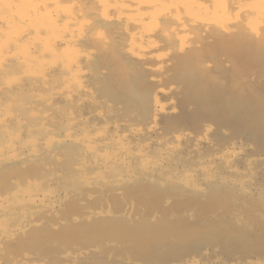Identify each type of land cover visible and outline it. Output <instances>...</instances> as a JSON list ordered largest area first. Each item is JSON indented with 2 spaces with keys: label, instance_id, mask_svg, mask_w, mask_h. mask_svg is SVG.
<instances>
[{
  "label": "rangeland",
  "instance_id": "rangeland-1",
  "mask_svg": "<svg viewBox=\"0 0 264 264\" xmlns=\"http://www.w3.org/2000/svg\"><path fill=\"white\" fill-rule=\"evenodd\" d=\"M226 1L211 0V6L207 5V7L209 6L206 7L207 9L204 7L207 14L211 8V12L209 11L211 15L207 16L203 13L205 12L203 9L201 11L198 8L201 7V3H199L200 6L199 4L192 5L191 9H187L190 6H185V4L183 5L185 7L182 6L180 9L181 14L186 18L194 17V19L210 21L211 27L209 26V30L206 32L211 34L206 33L205 36L202 34V36L200 35L201 40L193 41L194 44L201 47L198 50L200 54L196 56L197 58L193 55L196 47L191 48L194 45L193 42L190 43L191 45L187 42L190 45L189 48L184 47L185 44L181 46L184 48H181L180 44H175L176 46L174 45L172 49L168 50V55L161 62L152 58H145L147 60L144 59V61L135 60L136 58L131 55L132 58H130L128 49H120L123 46L120 40L122 41L124 38L122 35L126 34L122 31L121 37L123 38H118L120 32L117 34L113 29L119 27L117 23L115 22L116 25L113 24L114 27L113 22L108 23L112 26L109 25L111 29L107 30L108 25H101V17L98 18L99 15L103 16V14L97 15L98 21H95L93 14L96 15L97 13L91 11L90 16L94 17H91V20L98 27L105 26L103 31L107 30L101 32L102 36L109 32L106 35H109L107 38L110 35L112 37L114 31V36H117V39L115 40L113 36L110 45V38L109 41L105 38L107 41L104 40V44L106 45L108 42L109 47L101 43L98 44L97 40L95 42L99 46L94 47L96 44L94 35L90 36L88 41L86 40L88 43L84 45L91 47V50L95 49L91 51L94 53L91 54L92 58L90 59L92 60L89 59L90 64H88L89 62L83 64L84 70L88 65L89 67L87 68L88 72L87 69L85 70L88 77L83 82L86 87L84 85L82 91L80 90L81 93L79 89L76 90L78 88L76 85L66 84L60 80L61 66L56 64H59V60L56 62L52 59L63 57L66 60H60V63H66L69 58H66L67 55L63 52L59 53L58 56H49L52 59L47 60L46 58L45 60L50 63L45 61L48 64H43L46 65L44 71L48 69V76L52 78L49 79L47 76L48 79L56 83L49 80L45 83H34L32 80L34 85L32 83L25 84L24 81L27 82L28 79L26 78L33 71H39L38 67L31 68L32 71L31 69L24 70V75L28 72L30 75H25V78L22 76L23 79L20 76L22 74H19L20 81H18L21 86L23 85L19 90L24 88L21 93H25V96L29 92L32 95L35 93L34 98L41 93L42 98H44L43 103L41 101L36 103L37 105H34L35 102L31 104V101H34L33 96L25 97L23 93L20 94L17 87L14 86L15 82H12L15 87L12 89L13 96L16 97V94L19 97L23 95L21 96V104L24 101L26 103V99L23 98L32 99L28 104L33 107L30 105L28 108L27 103L26 105L23 103L22 106L33 109L34 113H42L41 109L44 108L43 112L48 111L50 115L53 114L50 116L52 120L55 118L50 122L52 124L61 125L60 122H66L61 127L56 125L60 128L59 132L57 131L58 128L54 127L55 125L49 126L46 123L49 129L52 130L51 127L53 126L55 132L58 134L61 132L60 135L64 134V130L71 131V134L77 138L101 135L102 139H105L102 142H107L106 139L113 136L125 135L127 142L131 144L134 150L145 146L149 154L153 156L157 155L160 150L159 154L161 155L165 148L171 145L169 140L175 132L180 131L179 133L185 135H187L186 132L190 133L193 139H184L178 145L181 150L173 153L168 160L164 161L163 167H159L150 174L143 173L134 166L128 177L123 174L125 177L116 180L111 174L104 175V168L91 161L88 155L85 156L86 153L84 155L77 147V157L73 155L76 161L71 156L72 163L76 165L83 159L86 160V163H84L83 169L79 171L81 164L78 163L80 166L77 164L74 167L71 164L75 168L72 169L69 165L71 162L67 156L68 152L65 151L68 144L69 149L75 146L71 142L65 143L67 146L63 144L65 148L61 145L64 151L62 148L59 149V146L58 148L53 147L56 150L53 154L58 153L55 155L58 157V164L51 162L52 157L49 158L48 156L52 151L50 153L42 149V144L45 143L46 139L44 135H40L42 131L39 133L40 129L44 127V123H41L42 126L39 127L40 123L35 126L31 122L32 127L29 129V117H25L24 121V117H21L22 115L26 116L24 111L19 113L21 108L15 110L19 107L14 109L15 105H11L10 100H6L8 95L3 96L2 100L5 99L8 102L6 104L11 105L10 108H13L12 110H15L19 115L22 127L23 122L25 126L27 125V128L24 127V129L26 128L28 132L26 130V133L20 134L19 131V135L23 139H28L25 137L26 134L33 133L36 140L41 137L42 141L39 139V144H37L39 145L37 148L40 150V156L36 160L27 157L26 146L23 148L25 152L18 151L16 157L20 155V159L25 160L17 165L23 167L20 173L25 172L26 174L13 172L9 175L10 171H15L14 163H9L16 161H6L5 163L2 161L4 155L0 156L2 158L0 159L2 165V167L0 165V194L3 191L8 192V194H4L6 198L4 201L2 200L4 199L3 196L0 195V204L10 207L8 213L0 212V223L6 219L10 228L18 224L21 227L13 235L8 234L6 236L0 233V264H191L192 259L196 261V264H264V46H259L264 43V24L260 22V18H264V1L231 0L228 1L232 5L230 7ZM89 2L86 0L85 5L91 8L93 2L92 0L91 4ZM172 2L169 0L166 4L167 7L163 8L162 12L169 14L170 12L167 11H174L177 3L173 4ZM201 2L208 3L203 0ZM226 6L229 10L232 8L230 13ZM167 8L168 10H165ZM108 14L110 15L111 12ZM252 16L253 18H251ZM237 17H246L245 22L244 19L240 18L241 21ZM207 18L210 19L207 20ZM235 19H237L236 23ZM246 19L253 21L249 22ZM84 28L81 30H85ZM148 28L151 29L152 27L149 26ZM222 28H224L223 31L228 29L223 36L220 34ZM148 30L145 29L147 32ZM218 30L220 31L217 32ZM150 32L148 33L156 38L162 36L156 26H153ZM180 34L179 36L183 37V32ZM219 35L221 36L220 39ZM184 37L186 38V36ZM158 38V40H163V38ZM182 39L181 41H184ZM199 41L200 43H197ZM84 47L81 48L84 49L83 51H85ZM103 48L105 50L108 48V50L105 51ZM125 51L126 53H124ZM70 57V60H73L76 56ZM121 62L130 67L129 74L132 82L136 87H139L137 89L147 94L145 95L147 102H144L143 98L141 101L139 96L132 97L128 93L124 71L120 66ZM51 66L57 70H51ZM38 71L36 73L42 75V72ZM52 73L53 75H51ZM54 76L56 77L54 78ZM49 83L54 87H50ZM57 84L60 86L55 87ZM39 85L43 89L37 88L38 90H35L34 88L39 87ZM24 86L34 90L31 92ZM62 87H68L69 97L73 96V100L76 98L75 102L66 97L67 95H50L49 90L54 92L58 88L59 90L62 89ZM40 89L46 90L45 93L49 89V94H47L48 92L46 95L43 91L39 92ZM69 89L70 91L74 89L77 93L74 90V92H69ZM160 89L165 92L161 93ZM13 91L17 92L14 93ZM155 92L160 95L159 102L161 101L162 110L156 115L157 131L149 132V124L153 117L150 113L154 108L152 105L154 101L152 100V104L150 101L156 95ZM46 98L49 102L47 103L48 107L52 104V107L49 108L54 106L55 111L48 110L47 106V108L44 107L47 105ZM6 101H1L5 107L7 106ZM36 108L37 111H34ZM23 109L26 108L23 107ZM64 112L67 115L66 119L63 118ZM56 117L62 118V121ZM67 125L68 127H66ZM103 127L104 129L101 130ZM114 127L116 128L114 129ZM135 127L143 128V132L131 135L130 129ZM207 128H209L208 131H206ZM24 129L22 128L21 131L23 132ZM74 129L77 132H74ZM204 137L206 139L203 141H196L195 139ZM76 148L73 149L72 147L73 150ZM79 152H82L83 157H79ZM226 152L233 154L230 163L223 158ZM30 161L32 165L37 163L39 166L45 165L44 167L48 169L50 167L51 175L55 173L56 176L54 174L46 178L49 170L45 168L47 169L45 172L43 167L27 174L29 171L27 169H29V165L31 166ZM28 162L30 164L27 167ZM12 168L14 170H11ZM19 168L17 171L21 170ZM4 169L5 171L9 169L8 174L4 173ZM75 170L80 173H76ZM94 170L96 171L95 174ZM81 171L86 172L82 173ZM189 172H195L199 179L198 185L195 187L184 185L180 180ZM82 174L84 175L82 176ZM40 177H44V181ZM55 177L57 179H54ZM77 177L80 178V181ZM107 177L109 178L107 179ZM24 179H28V185L27 182L23 183ZM30 179H34L36 182L34 183ZM45 180L51 181H47V183ZM19 182L23 183L24 187ZM15 183L20 186L14 185ZM31 184H34L35 188L37 187L36 193L41 198H43L42 194L50 193V191L56 192L54 195L50 193L52 197L50 205H48L47 200V202L40 203V198L30 205L24 202L23 199L25 198L20 196V189H28ZM38 184L41 186L38 187ZM10 185H12L11 190L9 189ZM45 185H48L47 188ZM14 186L13 190L12 187ZM12 194L13 198L11 197ZM7 195L11 198L8 199ZM14 195L19 197H17L18 202ZM19 201L21 202L19 203ZM30 206H33V209H30ZM230 229L235 231V236L230 237L228 235ZM137 231L144 237V241L138 244L133 236ZM238 233L242 234L243 237L237 236ZM36 234L38 238L34 239Z\"/></svg>",
  "mask_w": 264,
  "mask_h": 264
},
{
  "label": "bare ground",
  "instance_id": "bare-ground-1",
  "mask_svg": "<svg viewBox=\"0 0 264 264\" xmlns=\"http://www.w3.org/2000/svg\"><path fill=\"white\" fill-rule=\"evenodd\" d=\"M89 1L91 2V0H89ZM171 1H173L172 2L173 4L177 3L176 7H175L174 11L172 10L173 12L172 11H167V12H170V13L169 14H165L166 12H162V11H163V8L167 7L166 4H168L169 0H92L93 6H91V8H88L87 5H85L86 0H84V1L83 0H0V156H3V155L5 156V157L4 156L2 157V158H4L2 161H4L5 163H6V161L15 160L16 162L13 161V162H10L9 164L14 163L13 165H15V167H17V168L14 167L15 171H12V172L10 171L9 175H10V173H13V172H16V173L19 172V174H21V173L22 174H26L25 172H21L20 173V171L23 170L22 169L23 167L19 166V165L21 163H23V161L25 159H20L21 158L20 155L18 157H16L17 154H18V151H20V150L22 152L26 151L27 157H29L31 160L34 159V158L36 160V158H38L40 156V150H39V148H37L39 145H37V144H39L38 142H39V139L41 137L39 136L40 137L39 139L37 137L38 140H36V138H35L36 136L34 137L33 133H31L30 135L26 134L25 137H27L28 139H23V137L21 135H19V131L21 132L20 134H22V133H26V130H27L26 129L27 125L25 126L24 125L25 123L23 122V127H22V123L20 122L21 119L19 120V115L15 111V110H19L20 108H21V110H19L18 112L20 113L21 111L22 112L24 111L23 113L26 114V116H24L22 114H21L22 116L20 115L21 117H24V121H25V117L26 118L29 117V119H30V121L28 120L29 125H30L29 129L32 127L31 126L32 123H33L32 125L35 124V126H36V124L40 123L39 127H40L41 123H44L43 124L44 127L42 129L39 128L40 129L39 133L42 131L41 132L42 134H40V135L41 136L44 135L45 136L44 138L46 139L45 143L42 142L43 143L42 144V146H43L42 149H44L47 152L52 151V153L51 152L50 153L53 154V152H56V150L53 147H57L58 148V146H59V149H61L62 147L65 148L63 146V144H65V143H68V142L74 143L75 146H72L73 149L77 147V148H79V151L81 150L84 153V155L86 153L85 156L88 155V157L90 158L91 161H93L95 164H98L99 166L104 168V171H105L104 175H106V174L110 175L111 174L116 180H121L124 175H127V177H128L131 174L132 168L134 166H135V168L137 167L139 169V171H141L143 173H146V174H150L154 170H157L159 167H163L164 161L168 160L169 157L172 156L173 153L179 152V150H181V148L179 149L178 145L184 139H193L192 134H190V133L186 132L187 135H185V134L179 133L180 131L177 132V133L175 132V134L173 133V135L170 137V140L168 139L169 142L171 143V145L170 146L166 145L167 147L165 148V150L162 152L161 155L159 154L160 151H161L160 150L159 153H157V155L153 156V155L149 154V152H148V150H147V148L145 146H141V147L137 148L136 150H134L133 147L131 146V144L129 142H127V138H126L125 135H119V136L117 135V136L110 137V138L106 139L107 142H102V140H105V139H102L101 135H99V136H90L89 135V136H85V137H82V138H77V136L74 137L71 134V131H69V130H64L65 131V132L63 131L64 134L60 135L61 132L58 134L57 132L54 131L55 129H53V126L55 124L50 123L51 121L55 120V118H53V120L50 118V116H52L53 114L50 115L49 114L50 112H48V111L47 112L46 111L43 112L44 108L41 109L42 113L41 112L40 113H34L32 111L33 109L32 110L28 109V108H30V105L33 104V102H35L34 105L36 103L38 104V102H41V101L43 103V99L44 98H42L41 93H39V92L43 91L45 93L46 90H42L43 88L41 87V85H39V87L34 88L35 90L37 88H42V89H40L39 92H37L40 95L36 96L35 98H34L35 93H33V95H32L30 92L29 93L26 92V93H28L29 96L27 94L25 96V93L22 92L25 97L33 96L32 99H34V101L32 99H30V100H32L31 101L32 103L30 105L28 104L30 102V100L28 98H23L24 100L26 99L27 105H26L24 100H23L24 101L23 103L26 106L29 105L28 108L25 107V106H22L23 103L21 104V102H20V101H22L21 100L22 99L21 96H23V95H20V97H19V95L17 96V94H16V97H15V96H13L14 94H12V89L15 88L14 86H16L17 89H18V90L17 89L16 90L19 91L20 94H22L21 90L23 91L24 88H21L19 90L20 87H23V85L21 86V83L19 82L20 81L19 80V74H22V75H20L21 78H22V76H23V78H25L26 77L25 75L29 74V72H28L27 74L25 73V75H24L23 74L24 70H29L31 68H37L38 67L39 71L37 69L36 70L38 72H40V71L42 72V75L41 74L38 75L39 73L37 74L36 73L37 71H33L34 74L32 72V74H33V75L31 74L32 77H31L30 74H29L30 76L27 75L29 77L26 78V79H28L27 82L24 81L25 84L26 83H28V84L32 83V80L34 81V83H36V82L37 83L38 82L45 83L49 79H52V78H50L51 76L50 77L48 76V73H47L48 69H47V71H44L45 70L44 68H46V65H43V64L50 63L47 60L52 59V57L49 58V56H58V54L62 53V52H63V54L67 55L66 58H69V61L67 60V62H66L65 61L66 59L63 58V57H61V58L55 57V59H52V60H55V61L59 60V64L58 63H56V64L61 66V71H59V72H61V75H60L61 79L60 80H62L66 84H74V85H76L78 87L76 89L77 91H78V89H79V91L80 90L82 91V89L84 88V85L86 87V84H83V82H84V79L88 77V76H86L87 75L86 73L88 72L87 68L89 67V65H88V67L86 65V67H87V68H85V70L87 69V72H86L84 70V65L87 64V62H89L88 64H90V62H91L90 60H92L90 58H92V55H93L92 53H94V52L91 53V51H93L95 49V48L92 47L93 50H91V47L89 48L88 45H84V44L88 43L87 42L88 38H90V36L92 37L93 35H94L93 36L94 37V42L97 40L98 44L101 43L103 45L105 43V41H107L110 38L109 40H111V41H109V40L108 41H109V43L111 45L112 44V37L114 36V31L117 34H119V32H120V36H118V38L121 37V34H122L121 32L123 31V33H125L126 35L123 34L122 36L124 38L123 37H121V38H123V40H125L126 43H125V41L123 42V40L122 41L120 40V43L122 42L121 45L123 44V46L120 47V49L121 48L123 50H127L128 49L127 51H129V57L130 58L135 57L136 59L135 58H133V59L141 60V61L142 60L144 61L145 58H147V59L148 58H152V59H154L156 61H160L161 62V60L163 61L165 56L168 55V50L172 49L175 44L176 45L180 44L179 45L180 47L182 46V44H185V46L184 45L183 46L189 48V46L191 45L190 44L191 42H193V41L196 42V40L198 41V39L201 40L200 35L202 36V34H204L203 36H205L206 33L207 34H211V33L206 32V31L209 30L210 21L208 19H210V18H207V20L209 22L204 20V19L203 20H201V19L198 20L199 18H196V17H195L196 19H194V17L186 18L180 12V9H182V6L185 5V4H186L185 6H187V5L190 6L187 9H191L192 5L194 6L195 4H199V3H201L202 5L204 4V6L199 4V6L201 5V7H198V6L197 7L200 10L203 9V11H205L204 7L206 8L207 5L211 6V3H210L211 0H209V1L208 0H203L205 2H208L207 4H205L204 2H201L202 0H171ZM228 1H231V0H227L226 2L228 3ZM90 2H89V4L92 3V2L91 3ZM229 3L227 4L228 7L232 6L231 3L230 4ZM232 3H235V2L232 1ZM185 6H183V8ZM228 7L226 6L227 11H229V13H230L232 8H230V10H229ZM90 9H93V10H90ZM165 10H168V8L165 9ZM210 10H211V8H209L208 14L206 13L207 10L205 12H203V13L206 16L207 15H211L210 14V12H211ZM91 11L92 12L94 11L95 13H97L96 15L93 14L94 17H95V19H93V20H95V21H98V19L96 18L97 15H99L100 13L103 14V16L99 15L98 18L101 17L100 18V20L102 21V22H100L101 25H104V24H105V26H106V24L108 25L107 26V30L113 24L116 25V23H117V26H119V27H116V26L115 27L117 28L118 32H117L116 28H113L114 31H113L112 37L110 35V37L107 38L109 35L108 36H106V35L109 32H107L106 35L104 33L103 34L104 36H102L101 32L105 29L104 28L105 26L102 27V28L100 26L98 27L96 25V23H94L91 20V17L94 18L93 16H90L91 15V13H90ZM109 12H111V14H110L111 16L109 14H108L109 16L107 15V13H109ZM263 12H264V10H263ZM112 13H114L113 16H112ZM261 14H263V13H261ZM246 17H249V16H246ZM237 18L238 19L241 18L242 20L244 19V22H245V18L244 17H237ZM251 18H253V16ZM260 19H261L260 22H263V24H264V21H263L264 18L261 17ZM236 20L237 19H235V23H236ZM240 20H238V21H240ZM247 21L250 22V21H253V20L249 19ZM110 22L111 23L113 22L112 25L108 24ZM109 25H111V26H109ZM114 25H113V27H114ZM245 25H244V28H245ZM82 26L86 27L87 29L82 27ZM149 26H151L152 28H153V26L158 27V30H160L161 35H162V36H158V37L163 38V40H158L159 39L158 37L156 38V37L152 36L151 34H149V33H151L150 30L152 29V28L149 29L148 28ZM82 28L85 29V30H83L84 32L81 30ZM118 28L119 29L121 28L120 29L121 31ZM89 29H90V32H88ZM145 29L146 30L149 29L148 30L149 33L147 31H145ZM229 29H231V28H229ZM107 30H105V31H107ZM220 30H218L217 32L220 31L221 32L220 34L222 36L224 34H226L227 31H228V29L223 31L224 28H222ZM105 31H103V32H105ZM181 31L183 32V37L186 36V38L185 37L183 38L182 36H179V34L182 33ZM180 35H182V34H180ZM116 37L117 36H114L115 40L117 39ZM181 37L184 39L185 43H183L184 41H181V39H182ZM105 38H107V40ZM220 38H221V36L219 37V39ZM241 39L244 40V38H242V37H241ZM254 39H255V37H254ZM118 41H119V39H118ZM94 42H93V44H94ZM89 43H90V41H89ZM97 43L95 44L94 47H98L99 46ZM120 43H118V45H120ZM197 43H200V41L197 42ZM224 43H226V42H224ZM91 44H92V41H91ZM193 44H194V42H193ZM106 45H105L106 47H109L108 42H106ZM81 46H83L85 48V51L87 50L86 53H85V51H83L84 49L83 50L81 49V48H83ZM86 46H88V47L86 48ZM197 46H198V44H194L193 46H191V48H195L196 47L195 48V53H193L194 57H196V56H198L200 54L199 53L200 51H198V50H200L201 47H199V46L197 47ZM259 46H264V43H261ZM184 47H181V48H184ZM89 49H90V51H88ZM107 50H108V48L105 51H107ZM182 50H184V49H182ZM87 52H89V53H87ZM124 53H126V51ZM60 55H62V54H60ZM68 55L76 56L78 58L75 57V59L70 60L71 57L68 56ZM46 58H47V60H45ZM63 59H65L64 61L66 63L62 62L63 63V65H62V63H60L61 62L60 60H63ZM147 59H145V60H147ZM45 61H47L48 63L45 62ZM53 63H55V62H53ZM42 66H45V67H42ZM120 66L122 67V69L124 71L123 72L124 73V77L126 78L125 79V85L127 87V91L130 94V96H132V97L139 96V99H141V101L144 100V102H147V100H146L147 98L145 96L147 94H145L144 91H140L139 89H137L139 87H136L135 84L132 82V79H131L130 74H129L130 67L129 66L127 67V65L123 64L122 62H121ZM40 67H42V68H40ZM53 68H54V66L50 67V69L53 70V71L57 70V68L55 70ZM31 71H32V69H31ZM36 74H37V76H36ZM34 75H35V77H33ZM49 75H50V73H49ZM51 75H53V73ZM47 76L49 77V79H48ZM55 77L56 76H54V78ZM13 81L15 82L14 86H13V83H12ZM49 81L52 82L53 80H49ZM53 82L56 83L55 81H53ZM123 82H124V80H123ZM19 83H20V85H19ZM16 84H18L19 86H17ZM49 84H50V87H54L53 85L51 86V83H49ZM30 86H32V85H30ZM58 86H60V85L57 84V86H55V87H58ZM69 86H71V85H69ZM24 87L27 88L26 86H24ZM63 87H64V85H63ZM63 87L60 90L58 88V90H56L54 92L52 90H49V89L48 90L50 91V95H52V96L53 95H55V96L67 95L66 97H69L70 93L68 94V90H67L68 87L67 88H63ZM74 88H76V87H74ZM27 89H30V87H28ZM34 89H30V91L31 90L33 91ZM48 90H47V92H48ZM73 90L70 91V89H69V92L76 91V90H74V91ZM160 90L162 92L161 91H158V92L163 93L164 90H162V89H160ZM17 91H13V92L15 93ZM27 91H29V90H27ZM77 91H76V93H77ZM81 91H80V93H81ZM46 93H45V95H46ZM76 93H74V94H76ZM47 94H49V92ZM78 94H79V92H78ZM157 94L158 93H156V95L153 96L154 98L151 99V101H150L151 104L154 101V103L152 104L154 106V108H152L153 111H151V113H150V115H153V117L151 116L152 120L150 118L151 122H150L149 128H148L149 132H156L157 131L158 127H157V124H156V117H157L156 115L159 113V111L162 110V106L160 105L161 101L159 102V100H160L159 96L160 95L158 94V97H157ZM3 96H7L6 100H10L9 102H11V105H13V106L15 105L14 109L17 106L19 108L18 109L16 108L15 110H12L13 108L12 109L10 108L11 105H7L6 103H8V102L5 99L2 100ZM43 97H44V95H43ZM72 97L71 98L69 97V98L72 99ZM142 98H143V100H142ZM45 100H46V104L49 103V102H47V98ZM74 100H76V98H74ZM74 100H73V102H75ZM1 101H6L5 104L7 106L5 107V105H2L3 103L1 104ZM42 103H40V104H42ZM68 104H70V103H68ZM46 106L48 107V104L45 105L44 107H46ZM50 106L52 107V104ZM23 107L26 108V109L22 110ZM49 107H48V110L52 109V111H55L53 109L54 106H53V108H49ZM37 108L34 109V111L35 110L37 111ZM46 108H45V110H47ZM55 108H56V105H55ZM150 110H151V108H150ZM25 111H26V113H25ZM66 113H68V112L66 111ZM66 113L64 114V117L62 116L63 118H65L67 116ZM56 119L61 120L62 118L59 119V118L56 117ZM67 121H68V119H67ZM64 122H62V123L60 122L61 125H59V124H56V125H59L61 127ZM76 122L79 123V121H77V120H76ZM46 123H48L49 126L53 125L51 127L53 131L51 129H49L48 126H46L47 125ZM26 124H28V123H26ZM56 125L54 127H57ZM73 125H75V124H73ZM24 127H26V128L24 129ZM66 127H68V125ZM121 127H122V125H121ZM22 128L24 129L23 132L21 131ZM57 128H58L57 131L59 132L60 128L59 127H57ZM115 128L116 127H114V129ZM62 129H63V127H62ZM103 129H104V127L101 130H103ZM108 129H107V131H110ZM98 130H99V128H98ZM208 130H209V128L206 129V131H208ZM32 131L33 130L31 129V132ZM27 132H28V130H27ZM74 132H77V131L75 130ZM142 132H143V128H136L135 127V128H131L130 129V134L131 135L139 134V133H142ZM37 133H38V131H37ZM90 134L92 135V132ZM121 134H122V132H121ZM79 135H80V133H79ZM108 135L109 134L107 132V137H108ZM197 138H195L196 141H200V140L203 141L204 139H206L205 137L202 138V139H197ZM130 139H132V138H130ZM61 145H62V147H61ZM24 146H26V148H27V150L25 149V151H23L24 150L23 148H25ZM65 146H67V144H65ZM72 147L70 148L71 149L70 150L69 149V144H68V147H67V149L65 151L68 152L67 156L69 157V162H71V163H69V165L71 166V164H72L73 167H74L75 163H72L73 162L72 160L74 159V156L76 155V152L78 153V151H76L77 148L75 150H73ZM63 148H62V151H64ZM231 148H233V147H231ZM72 150H73V152H72ZM81 153H80V155L78 154L79 157L83 155V154L81 155ZM51 154L48 156L49 158L52 157L51 158L52 159L51 162L53 161V163L55 162L54 164H58L57 163L58 157L55 156L56 154L58 155V153H56V154L54 153L53 155H51ZM69 154H70V156H69ZM158 154H159V156H158ZM71 156H72L73 159L71 158ZM76 157H77V155H76ZM232 157H233V154H231L230 152H226L223 155V158L225 159V161L229 162V163H230ZM2 158H0V159H2ZM178 158H179V156H178ZM75 159H74V161H76ZM77 161H79V160H77ZM136 161H137V163H136ZM30 163H31V161H30ZM30 163L29 162L27 163V167H28V164H30ZM84 163H86V160L83 159V160L80 161L79 164H81V167H80V169H78V171L83 169V166H85ZM17 164H19V165H17ZM77 164L75 166H77ZM92 164H90V165H92ZM44 166H39L37 163H34L32 165V163H31V166L29 165V167H28L29 169H27V170H29V171H27L28 172L27 174H31L29 172H35L38 168L40 169V167H43L42 169H44V171L47 170L48 168L44 167ZM46 166H48V165H46ZM1 167H2V165H1ZM24 167H26V166H24ZM73 167H72V169H75ZM18 168L21 169V170L17 171ZM45 168H47V169H45ZM14 169L12 168L11 170H14ZM42 169H41V171H43ZM49 169H50V167H49ZM6 170L7 171H5V169H4V171H5L4 173L8 174L9 169H6ZM24 170H25V168H24ZM50 170L48 172L45 171V172L48 173V174H46V176L48 175V177H46V178H49V176H52V175L55 174V173H52V175H51L52 170H51V172H50ZM88 170H90V168ZM135 170L137 172H139L137 169H135ZM78 171L76 172V170H75V172L79 174L80 172H78ZM86 171H81V172L84 173ZM49 173H50V175H49ZM95 173H96V171L94 170V174ZM83 175L84 174H82V176ZM104 175H102V176H104ZM55 176H56V174H55ZM86 176H88V175H86ZM79 177H77V179H79V181H80L81 177L80 178ZM43 178L44 177H40V179L42 181H44ZM108 178L109 177H107V179ZM54 179H57V178L55 177ZM39 180H37V181L39 182ZM180 180L182 181V183L184 185L195 187L196 185H198L197 182H198L199 179L196 176L195 172H189L186 175H184L183 178H181ZM19 181L21 182V180H19ZM23 181H22L23 183H26L28 181V179H26V180L24 179ZM31 181H34V179L31 180ZM45 181L47 182L48 180H45ZM50 181H48V182H50ZM20 182H19V184H22V187H24L23 183H20ZM35 182L36 181H34V183ZM101 182H103V181H101ZM39 183H41V182H39ZM16 184L18 186H20L18 183H15L14 185H16ZM26 184L28 185V182ZM12 185H10V188L8 187L10 190H11V186ZM27 185H25V186H27ZM39 186H41V185L38 184V187ZM47 186H46V188H47ZM14 188H15V186L12 187L13 190H14ZM36 189H37V187L35 188L34 184H31V186H29L28 189H26V188L24 190L20 189V192H21L20 196L22 195L25 198V199H23L24 202L26 204L30 205V204L35 203V201L40 198V203L45 202L47 200L48 202L47 201L46 202L49 203L48 205H50V201L52 199L50 193H52V195H54L56 192L54 191L55 193H53V191L52 192L50 191V193L42 194L43 198H41L38 195V193H36V191H37ZM39 190H40V188H39ZM3 192L0 195H1V197L3 196L2 198H4V199H2V200L4 201L6 199L4 197V194H8V192H6V191H3ZM12 196H13V194L11 195V197ZM11 197L10 196L8 197V195H7L8 199L11 198ZM18 198H17V202H18ZM10 200H12V199H10ZM3 201H2V203H3ZM20 202L21 201H19V203ZM14 203H15V201H14ZM29 205H28V208H29ZM44 205H45V203H44ZM17 207H20V206H17ZM30 207H31L30 209H33V206H30ZM9 208L10 207L8 205L0 204V212L1 213H4V214L8 213L9 212L8 211ZM24 208H25V206H24ZM24 208H23V210H24ZM4 214H2V215H4ZM9 215H11V214H9ZM7 216H8V214H7ZM1 217H4V216H1ZM13 217H14V215H13ZM20 220H21V218H20ZM9 221H10V219H9ZM20 229H21V227L19 226V224L16 225L15 227H13V228H10L6 219H5V221H1V223H0V233L3 234V235H6V236L8 234L13 235L15 232H18ZM140 230H143V229H140ZM139 231H137V232H135L133 234L134 239H135L137 244L139 242H141V241H144V237L141 236L140 234H138ZM159 233H161V232H159ZM228 235L230 237H233V236L236 235V233H235L234 230L230 229V232L228 233ZM237 236L243 237V235L240 234V233H238ZM36 238H38L37 234L34 235V239H36ZM191 264H196V261L194 259H192L191 260Z\"/></svg>",
  "mask_w": 264,
  "mask_h": 264
}]
</instances>
